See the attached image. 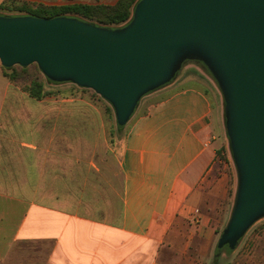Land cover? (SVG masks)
<instances>
[{"label": "crops", "instance_id": "0c3cea01", "mask_svg": "<svg viewBox=\"0 0 264 264\" xmlns=\"http://www.w3.org/2000/svg\"><path fill=\"white\" fill-rule=\"evenodd\" d=\"M201 75L188 62L150 93L114 150L98 118H68L76 106L32 102L46 111L8 121L0 74V264H202L228 189L216 154L227 153L223 128Z\"/></svg>", "mask_w": 264, "mask_h": 264}, {"label": "water", "instance_id": "95a60500", "mask_svg": "<svg viewBox=\"0 0 264 264\" xmlns=\"http://www.w3.org/2000/svg\"><path fill=\"white\" fill-rule=\"evenodd\" d=\"M188 62L202 64L221 90L238 173L220 253L264 216V0H138L119 29L70 16L0 15L4 68L36 64L53 83L94 91L119 128Z\"/></svg>", "mask_w": 264, "mask_h": 264}, {"label": "rangeland", "instance_id": "374dc122", "mask_svg": "<svg viewBox=\"0 0 264 264\" xmlns=\"http://www.w3.org/2000/svg\"><path fill=\"white\" fill-rule=\"evenodd\" d=\"M132 14L133 8L131 10L130 19L125 24L108 28L119 29L125 26L131 20ZM0 15L12 16L28 14L0 11ZM64 16L81 19L72 15ZM195 64L203 73L201 76L203 77V80L206 81L207 87L210 90V98L214 108V120L216 119V116L219 112L218 117L223 128H221L222 133L220 134L221 139L219 141L222 142V144H224L227 148V153L225 152V154H223L224 159H220L218 157V164L220 166L219 170L224 174L227 180V197L220 204V207L217 211L218 213L214 215V220L212 223L214 227V245L212 250L207 253V256L204 258L205 261L202 263L212 264L217 242L219 241L220 236L227 225L232 208L234 206L235 194L238 187V173L231 154L230 140L226 133L224 122V100L221 90L208 70L200 63L195 62ZM12 70L17 73V77L14 79H10L7 76L11 74ZM180 72H184V66H182ZM0 74L3 78L2 80H5L7 85L10 87V95L6 102L7 106L5 107V119L6 116L8 121H20L23 118H37V116L41 114L40 110L43 109L46 111L44 107H39V105H36L37 107H32V102H37L38 104L54 103L62 106H76V109L70 112L68 118H70L75 124L77 120L80 119L79 121H81L82 118H84L83 114L85 113H87V118L90 117V114L93 117L98 118L102 125L101 132L106 137L108 145L114 150L118 146L117 144H119V141H121L122 136L125 134L124 128L128 122L133 118L134 115L140 112L142 106L145 103L152 101L148 99L150 93L143 96L128 122L121 129H118L116 126L115 114L111 105L90 89L80 88L72 83H53L43 76L35 64L29 65L27 67L13 66L10 68H4L0 64ZM35 79H39L45 84V92L48 93V95L39 101L30 99L28 94L25 92V88ZM187 83L190 84L191 82L189 83L182 81L177 86ZM198 85L201 86L203 84L200 83ZM78 108L80 111H77ZM1 129L3 130L4 127L2 126ZM13 132H15V130ZM226 155L229 159L226 158ZM217 264H264V216H261L255 220L233 247H230L229 244H225L221 248L220 258Z\"/></svg>", "mask_w": 264, "mask_h": 264}, {"label": "trees", "instance_id": "16d2710c", "mask_svg": "<svg viewBox=\"0 0 264 264\" xmlns=\"http://www.w3.org/2000/svg\"><path fill=\"white\" fill-rule=\"evenodd\" d=\"M138 0H118L113 6L105 5H66V6H43L37 4H16L7 2L0 5L1 12H18L34 15L40 18H52L57 16L72 15L88 22L104 27H116L125 24L131 16V10ZM32 65V64H31ZM36 65V64H35ZM37 66V65H36ZM39 69V68H38ZM24 70V69H23ZM10 79L17 77V73L12 70L7 75ZM25 92L30 98L42 100L48 93L45 92V84L35 79L26 88ZM118 129H121L118 127ZM217 156L224 159L225 149L223 147L216 151ZM220 253H214L213 263L217 264Z\"/></svg>", "mask_w": 264, "mask_h": 264}]
</instances>
